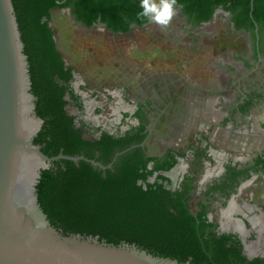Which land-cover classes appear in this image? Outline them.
I'll use <instances>...</instances> for the list:
<instances>
[{
  "label": "flooded vegetation",
  "instance_id": "obj_1",
  "mask_svg": "<svg viewBox=\"0 0 264 264\" xmlns=\"http://www.w3.org/2000/svg\"><path fill=\"white\" fill-rule=\"evenodd\" d=\"M175 8L181 26L174 31L178 37H189L200 46L204 38L224 42L246 38L241 57L221 62L230 91L221 88L201 96L196 90L191 96L189 88L187 94H178L177 84L161 76L137 85L136 90L114 81L92 85L75 69L66 108L74 116L75 128L91 142L75 156L63 150L58 155L71 157L64 159L76 166L86 161L104 177L125 166L139 168L145 175L139 180L144 188L150 183L180 193L181 199L179 194L171 199L181 200L195 215L205 212L219 236L240 242L241 255L246 257L241 264L264 261V38L261 43L258 26L255 39L251 30L237 28L234 18L239 13L224 4L216 8L201 4V14H212L199 23L188 21L182 5ZM60 20L89 31L76 24L71 7L61 9ZM93 26L95 32H112L98 19ZM136 28L135 23L129 26L130 32ZM64 59L68 65L65 53ZM105 134L110 137L104 138ZM212 162L221 163L220 168L215 166L217 174L207 168ZM198 174L199 179L191 182Z\"/></svg>",
  "mask_w": 264,
  "mask_h": 264
},
{
  "label": "trees",
  "instance_id": "obj_2",
  "mask_svg": "<svg viewBox=\"0 0 264 264\" xmlns=\"http://www.w3.org/2000/svg\"><path fill=\"white\" fill-rule=\"evenodd\" d=\"M12 1L28 56L35 110L44 120L34 142L43 145L42 151L50 157L57 156L61 150L65 155L75 156L91 141L75 128L74 116L66 108L68 83L79 57L69 49L76 58L72 57L66 65L64 53L69 46L65 38L57 36L58 29L64 26L59 19L61 9L71 7L76 24L93 33L96 31L93 24L98 19L106 30L112 31L105 34L115 37L119 33L127 35L132 23L144 27L149 22L138 16L143 11L141 0ZM201 4H212L213 8L224 4L227 10L238 12L239 16L234 18L237 28L251 30L255 39L258 26L263 42L264 0H254L253 9L251 0H177L176 3L183 6L182 13L188 21L195 23L208 20L212 14H201ZM68 32L72 33V29ZM70 94L74 97L73 92ZM199 152L197 149V155ZM202 156L203 153L199 159ZM197 176L191 182L199 179ZM140 179H145V175L134 166H125L116 173L108 171L104 177L86 161L76 166L72 160L62 159L42 170L37 185L38 201L51 223L66 234L98 235L109 243L135 244L153 255L179 262L191 258L192 264H241L246 260L241 255L240 242L229 235L219 236L205 212L195 215L181 200L171 199L174 194H179L181 199L180 193L150 183L144 188L139 184ZM248 264H264V261L256 259Z\"/></svg>",
  "mask_w": 264,
  "mask_h": 264
},
{
  "label": "water",
  "instance_id": "obj_3",
  "mask_svg": "<svg viewBox=\"0 0 264 264\" xmlns=\"http://www.w3.org/2000/svg\"><path fill=\"white\" fill-rule=\"evenodd\" d=\"M31 87L13 1L0 0V264H192L98 235L66 234L51 223L37 185L42 170L71 157H50L35 144L44 120Z\"/></svg>",
  "mask_w": 264,
  "mask_h": 264
},
{
  "label": "rangeland",
  "instance_id": "obj_4",
  "mask_svg": "<svg viewBox=\"0 0 264 264\" xmlns=\"http://www.w3.org/2000/svg\"><path fill=\"white\" fill-rule=\"evenodd\" d=\"M63 24L57 36L67 40L69 47L65 55L71 63L72 57L76 58L69 52L73 49L79 57L76 70L92 85L114 81L129 84L136 90L137 85H143L150 78L158 80L161 76L169 83L177 84L178 94H187L189 88L191 96L196 90L201 96H208L221 88L230 91L221 62H229L230 56L241 57L246 47L245 37L225 42L204 38L202 46L189 37H178L174 31L181 26H178L180 20L176 15L166 28L152 23L115 37L110 33H93L69 22ZM170 25L177 29H171ZM71 29L72 33H69ZM218 165L220 168L221 163L212 162L207 168L217 174L215 166Z\"/></svg>",
  "mask_w": 264,
  "mask_h": 264
},
{
  "label": "clouds",
  "instance_id": "obj_5",
  "mask_svg": "<svg viewBox=\"0 0 264 264\" xmlns=\"http://www.w3.org/2000/svg\"><path fill=\"white\" fill-rule=\"evenodd\" d=\"M177 0H141L140 7L143 9L138 14L145 17L150 23H155L166 28L176 15L175 5Z\"/></svg>",
  "mask_w": 264,
  "mask_h": 264
}]
</instances>
